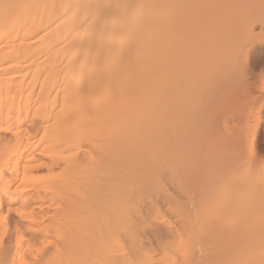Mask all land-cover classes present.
<instances>
[{
	"label": "bare ground",
	"instance_id": "obj_1",
	"mask_svg": "<svg viewBox=\"0 0 264 264\" xmlns=\"http://www.w3.org/2000/svg\"><path fill=\"white\" fill-rule=\"evenodd\" d=\"M0 264H264V0H0Z\"/></svg>",
	"mask_w": 264,
	"mask_h": 264
},
{
	"label": "rangeland",
	"instance_id": "obj_2",
	"mask_svg": "<svg viewBox=\"0 0 264 264\" xmlns=\"http://www.w3.org/2000/svg\"><path fill=\"white\" fill-rule=\"evenodd\" d=\"M263 129V128H262Z\"/></svg>",
	"mask_w": 264,
	"mask_h": 264
}]
</instances>
